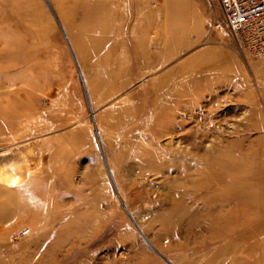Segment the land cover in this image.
<instances>
[{
    "label": "rangeland",
    "instance_id": "rangeland-1",
    "mask_svg": "<svg viewBox=\"0 0 264 264\" xmlns=\"http://www.w3.org/2000/svg\"><path fill=\"white\" fill-rule=\"evenodd\" d=\"M221 20L0 0V264H264V56Z\"/></svg>",
    "mask_w": 264,
    "mask_h": 264
},
{
    "label": "built area",
    "instance_id": "built-area-1",
    "mask_svg": "<svg viewBox=\"0 0 264 264\" xmlns=\"http://www.w3.org/2000/svg\"><path fill=\"white\" fill-rule=\"evenodd\" d=\"M222 14L217 29H226L244 51L264 56V0H219ZM19 231L14 238L27 236Z\"/></svg>",
    "mask_w": 264,
    "mask_h": 264
},
{
    "label": "bare ground",
    "instance_id": "bare-ground-1",
    "mask_svg": "<svg viewBox=\"0 0 264 264\" xmlns=\"http://www.w3.org/2000/svg\"><path fill=\"white\" fill-rule=\"evenodd\" d=\"M209 126V125H208ZM218 126V125H217ZM208 127L206 126V124L204 123L203 125H202V129L203 130H205V129H207ZM218 128H220L219 126H218ZM174 130V128H172L171 126H169L168 127V129H166L165 130V134L166 135H168V134H171L172 133V131ZM179 143L180 142H178V143H176V145H175V149H176V151H177V153H179V152H181L182 151V147L179 145ZM173 147V146H172ZM186 148V147H185ZM189 172H193L192 174H193V176H192V178H194L195 177V171H196V164L195 165H193V166H190L189 167V170H188ZM161 175V174H160ZM166 175H168V173L166 174ZM14 176V175H13ZM165 176V175H164ZM21 176L20 175H18V177H13V178H3V179H1L2 181H12V183L14 182V181H16V179H18V178H20ZM215 179V181L217 180V181H219L220 179H217V178H214ZM5 183V182H4ZM8 183V182H7ZM194 186H192V188H193ZM195 191V190H194ZM211 191V190H210ZM211 193V192H210ZM186 194V193H185ZM213 195H214V197H215V202L220 206V208L221 209H223L224 207L226 208L228 205H230V203L232 202V200H233V198L231 197V198H224V197H222V195H220L218 192L217 193H212ZM194 195V194H193ZM195 196H196V194H195ZM234 216H236V217H239L238 218V222H240V221H243V220H247V218H248V212H243V211H239V212H234V211H229V217H234ZM247 217V218H246ZM226 219H228V218H225V219H223V221H225ZM237 223V222H236ZM239 224V223H238ZM178 248V247H177Z\"/></svg>",
    "mask_w": 264,
    "mask_h": 264
}]
</instances>
